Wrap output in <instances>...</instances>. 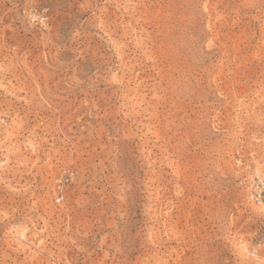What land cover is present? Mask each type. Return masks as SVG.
<instances>
[{"label": "rangeland", "instance_id": "rangeland-1", "mask_svg": "<svg viewBox=\"0 0 264 264\" xmlns=\"http://www.w3.org/2000/svg\"><path fill=\"white\" fill-rule=\"evenodd\" d=\"M0 264H264V0H0Z\"/></svg>", "mask_w": 264, "mask_h": 264}, {"label": "built area", "instance_id": "built-area-1", "mask_svg": "<svg viewBox=\"0 0 264 264\" xmlns=\"http://www.w3.org/2000/svg\"><path fill=\"white\" fill-rule=\"evenodd\" d=\"M63 199V192L60 190V192L57 194L56 200L57 202H60Z\"/></svg>", "mask_w": 264, "mask_h": 264}]
</instances>
